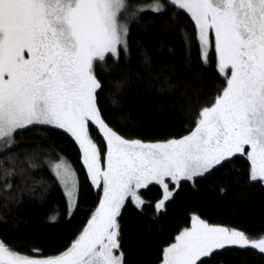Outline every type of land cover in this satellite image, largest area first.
<instances>
[{"label":"snow or ice","instance_id":"6c2138e0","mask_svg":"<svg viewBox=\"0 0 264 264\" xmlns=\"http://www.w3.org/2000/svg\"><path fill=\"white\" fill-rule=\"evenodd\" d=\"M149 14L179 38L182 65L154 67L145 51L141 69L132 67L141 41L131 25ZM159 47L176 56L169 40ZM210 69L218 81L212 90L192 88L191 75ZM106 79L114 108L135 80L181 100L184 123L163 134L124 130L120 121L129 116L105 104ZM25 132L69 137L85 182L50 137L47 146L20 144ZM238 162L237 182L264 191V0H0V221L58 187L71 223L93 197L80 225L50 251L0 238V264H131L130 215L150 229L186 187ZM240 252L264 258V228L213 221L194 208L161 242L156 262L227 264L226 255Z\"/></svg>","mask_w":264,"mask_h":264},{"label":"trees","instance_id":"16d2710c","mask_svg":"<svg viewBox=\"0 0 264 264\" xmlns=\"http://www.w3.org/2000/svg\"><path fill=\"white\" fill-rule=\"evenodd\" d=\"M133 40L141 41V46L133 44L132 67L140 70L143 53L147 51L153 58L154 67L172 61L177 65L183 64L185 52L178 37H170L163 33L157 24L152 23L151 15H145L141 23L131 25ZM161 39L169 40L177 49L176 56H171L167 49H161ZM193 59L197 53L191 52ZM192 88H202L211 91L215 81L213 70L203 73L200 78L195 74L190 77ZM106 93L104 101L113 114L126 113L129 119L120 121L124 130L131 129L134 134L149 135L163 134L165 130L175 131L184 123V116L179 110L181 100H169L145 90L143 83L133 81L121 95L120 107L114 108L107 95L111 87L105 81ZM191 91V89L189 90ZM163 105V108L160 107ZM50 137L57 149H62L67 159L78 170L80 180L85 182L84 174L78 158V149L74 142L66 135L51 132L41 136L34 132H25L17 137L20 144H44ZM242 167L237 163L234 171L222 170L220 173L200 180L197 189L186 187L174 204L168 208V214L160 219L158 224H152L149 229L137 225L134 218L129 216L128 236L126 248L131 264H157L158 249L163 240L175 234L177 228L184 225L189 218L191 209H198L203 215L213 221L237 224L253 232L264 228V191L259 187H249L243 182H237L236 172ZM231 168V166H230ZM227 185V192L221 194L219 188ZM93 197L89 196L81 205L80 211L67 222L64 215V202L58 187L50 190V194L42 201L35 198L25 200L13 214H7V224L0 221V238L8 240L19 247L27 248L32 244L39 245L50 251L62 244L76 230L84 219V213L90 206ZM56 206L58 218L51 221L49 216ZM5 209L0 207V215ZM227 264H264V258L254 252H240L225 256Z\"/></svg>","mask_w":264,"mask_h":264}]
</instances>
